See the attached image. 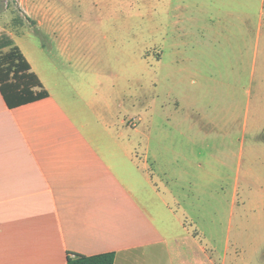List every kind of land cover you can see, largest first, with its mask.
I'll return each instance as SVG.
<instances>
[{
  "label": "crops",
  "instance_id": "1",
  "mask_svg": "<svg viewBox=\"0 0 264 264\" xmlns=\"http://www.w3.org/2000/svg\"><path fill=\"white\" fill-rule=\"evenodd\" d=\"M166 1L177 4L156 67L164 85L144 96L137 138L125 118L116 121V85L98 65L97 37L58 33L68 21L60 9L17 0L30 28L45 32L0 35L48 96L10 107L0 90V264L107 252L115 264H228L187 218L201 228L195 218L213 207L205 198L213 180L226 179L234 159L240 233L249 218L264 233V0ZM239 91L251 119L238 148ZM212 135L222 143L212 147Z\"/></svg>",
  "mask_w": 264,
  "mask_h": 264
},
{
  "label": "rangeland",
  "instance_id": "2",
  "mask_svg": "<svg viewBox=\"0 0 264 264\" xmlns=\"http://www.w3.org/2000/svg\"><path fill=\"white\" fill-rule=\"evenodd\" d=\"M61 10L68 21L58 26V33L81 34L96 36L98 42L94 52L99 55V67L109 74L112 83L116 85L114 109L116 121L125 118V129L136 131L139 138L142 122L140 107L144 96L152 99L156 94V83L163 88V82L156 76V67L166 46L163 36H172V25L169 16L177 4L173 1L162 5V0H41ZM163 7L169 11L163 13ZM21 14L18 11L17 0H0V28L13 30L14 17ZM163 16V19H162ZM168 17V18H167ZM57 18H59L57 16ZM20 31L26 34H38V31L23 17L20 19ZM161 20L169 26L163 31H157V21ZM14 23V24H13ZM160 31V32H159ZM158 84V88H159ZM162 92V89H161ZM166 97L164 102H166ZM248 96L239 91V142L241 146V127L251 115L247 111ZM219 96L216 104H218ZM158 104V101H157ZM168 105V104H167ZM174 104H169V109ZM215 103L212 105L214 110ZM215 113V112H214ZM212 135L208 143L216 147L222 143V138ZM229 142L230 139H227ZM165 144H169L165 139ZM222 146V145H221ZM228 146H231L228 143ZM216 170H213V175ZM243 173V171H241ZM224 180H213L210 199L213 207L204 212L201 228L187 218V225L194 233L199 243L206 249L211 248L215 256L227 255L228 264H264V233L253 228L249 218L244 224V233H240L239 202H234L235 181L237 175L236 160L233 168L222 172ZM214 178V176H213ZM242 185V183H241ZM239 201V198H238ZM198 216L199 213H193Z\"/></svg>",
  "mask_w": 264,
  "mask_h": 264
},
{
  "label": "trees",
  "instance_id": "3",
  "mask_svg": "<svg viewBox=\"0 0 264 264\" xmlns=\"http://www.w3.org/2000/svg\"><path fill=\"white\" fill-rule=\"evenodd\" d=\"M21 18L19 15L14 17V29L20 30ZM27 21L33 22L28 18ZM4 48L8 50L4 51ZM41 88L39 78L31 71L30 64L14 40L7 34L0 35V90L7 104L16 107L47 97L48 93ZM115 259V252L77 255L69 257L67 264H115Z\"/></svg>",
  "mask_w": 264,
  "mask_h": 264
}]
</instances>
